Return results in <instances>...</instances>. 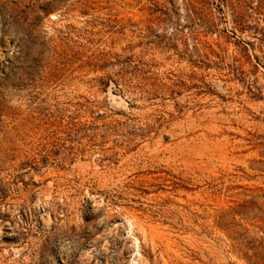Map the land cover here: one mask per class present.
Returning a JSON list of instances; mask_svg holds the SVG:
<instances>
[{"label": "rangeland", "instance_id": "374dc122", "mask_svg": "<svg viewBox=\"0 0 264 264\" xmlns=\"http://www.w3.org/2000/svg\"><path fill=\"white\" fill-rule=\"evenodd\" d=\"M245 2L238 31V0H8L0 250L264 264V0Z\"/></svg>", "mask_w": 264, "mask_h": 264}, {"label": "clouds", "instance_id": "9594fccd", "mask_svg": "<svg viewBox=\"0 0 264 264\" xmlns=\"http://www.w3.org/2000/svg\"><path fill=\"white\" fill-rule=\"evenodd\" d=\"M0 16H2L5 21L4 25L0 26V31H2L3 36H7L9 40L17 39L18 35L23 31L24 24L22 17L18 14L17 10L8 3V0H0ZM9 22L16 26L10 31L7 27ZM17 29H19V33ZM0 38H2V36H0ZM42 203V201L38 200L36 206H41ZM54 235L57 237L61 252L68 254L75 250V246L72 245L67 235ZM25 247L26 246H12L5 248L0 250V255L7 258V264H21V261L26 259Z\"/></svg>", "mask_w": 264, "mask_h": 264}, {"label": "trees", "instance_id": "16d2710c", "mask_svg": "<svg viewBox=\"0 0 264 264\" xmlns=\"http://www.w3.org/2000/svg\"><path fill=\"white\" fill-rule=\"evenodd\" d=\"M224 2V1H222ZM248 7V5L246 4L245 0H238V31L242 29V10H244V8ZM234 32L237 31V27H234Z\"/></svg>", "mask_w": 264, "mask_h": 264}]
</instances>
